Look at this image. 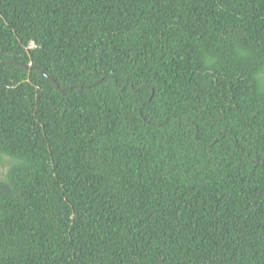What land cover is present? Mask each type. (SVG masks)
<instances>
[{"label": "trees", "instance_id": "obj_1", "mask_svg": "<svg viewBox=\"0 0 264 264\" xmlns=\"http://www.w3.org/2000/svg\"><path fill=\"white\" fill-rule=\"evenodd\" d=\"M0 264H264V0H0Z\"/></svg>", "mask_w": 264, "mask_h": 264}, {"label": "rangeland", "instance_id": "obj_2", "mask_svg": "<svg viewBox=\"0 0 264 264\" xmlns=\"http://www.w3.org/2000/svg\"><path fill=\"white\" fill-rule=\"evenodd\" d=\"M6 173V170L2 168V165L0 164V177H2Z\"/></svg>", "mask_w": 264, "mask_h": 264}]
</instances>
